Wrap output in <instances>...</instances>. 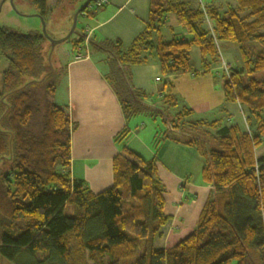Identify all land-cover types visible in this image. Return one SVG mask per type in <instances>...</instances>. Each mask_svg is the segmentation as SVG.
Wrapping results in <instances>:
<instances>
[{"label": "trees", "instance_id": "1", "mask_svg": "<svg viewBox=\"0 0 264 264\" xmlns=\"http://www.w3.org/2000/svg\"><path fill=\"white\" fill-rule=\"evenodd\" d=\"M65 1L56 0L54 9ZM29 2L45 22L52 16L48 0ZM88 9L80 18L90 15ZM170 15L184 34L166 41ZM67 42L76 57L99 58L119 99L126 126L116 143L127 141L134 118L161 119L167 129L156 134L155 154L166 141L195 149L205 161L201 180L212 190L194 230L156 250L154 241L170 220L157 158L146 161L123 147L113 160V185L98 194L72 178L76 124L69 106L55 101L66 68L50 61L43 32L0 26V52L8 63L0 75V263L107 264L109 258L108 264H120L141 252L132 264H264V157L256 154L264 145V0H235L223 9L150 0L146 28L131 45L84 30ZM222 43L237 46L243 61L242 68L224 73L223 92L227 103L248 109V131L196 119L172 94L171 77L200 74L191 63L192 48L199 49L201 70L209 72L222 63ZM152 61L163 78L158 101L133 84L132 68Z\"/></svg>", "mask_w": 264, "mask_h": 264}, {"label": "crops", "instance_id": "2", "mask_svg": "<svg viewBox=\"0 0 264 264\" xmlns=\"http://www.w3.org/2000/svg\"><path fill=\"white\" fill-rule=\"evenodd\" d=\"M187 1H191L193 5L200 3L205 7L215 6L221 9L229 5L228 0ZM50 2L48 0V8L52 10ZM98 3L93 13L81 17L87 23L84 25V32L98 34L105 39H118L129 46L145 30L149 20L150 0H99ZM55 4L56 0L53 8ZM30 15L38 18L36 12ZM170 16L163 28V34L164 29L167 31L166 37L164 35L166 41L172 40L177 34H184L181 27L168 22ZM69 56L56 102L69 106L71 120L76 124L72 133V178L85 181L98 194L113 185V160L123 147L146 161L156 157L158 175L165 187V213L170 220L160 230L154 241V248L167 250L175 246L194 230L211 193L212 187L201 180L204 159L195 149L170 141L163 142L155 154L152 144L158 127L146 134L142 131L144 129L141 130L138 126L131 128L129 125L131 134L127 141L124 144L116 143L115 137L126 126V121L118 97L104 78L103 67L91 55L82 59H76V54ZM223 60L219 67L209 72L201 70V64L198 76L188 73L171 77L174 85L172 94L194 111L196 119L209 122L224 120L248 131V109L238 103L225 101L222 64H227L229 68L234 64L224 58ZM132 75L134 86L158 101L162 82L157 79L163 80L158 62L135 66L132 68ZM256 154L264 157V145Z\"/></svg>", "mask_w": 264, "mask_h": 264}, {"label": "rangeland", "instance_id": "3", "mask_svg": "<svg viewBox=\"0 0 264 264\" xmlns=\"http://www.w3.org/2000/svg\"><path fill=\"white\" fill-rule=\"evenodd\" d=\"M3 1L4 0H0V26L11 28L12 30H16V31L23 32V33H28L30 31L43 32V23L41 19L32 17V15H30L33 12H35V8L29 2V0H15L13 3L10 0H7L4 3ZM84 1L86 0H79L77 3L74 4V0H67L59 8L54 9L52 5L54 4L55 0H51L50 8L54 9V11L52 13V16L50 15L48 17V20L46 21V32L51 39L61 40L62 38L66 36L68 29L71 26V22H70V18L68 19L64 17L70 16V14L72 13V9L73 10L79 9L81 4ZM228 1H229V5L231 6L235 4V0H228ZM98 2L99 0L92 1L90 6L88 7L89 8L88 11L90 13H93V11L96 10ZM168 22L170 23L174 22V24L177 26L174 16H170ZM84 25H87V23L84 22V19L83 18L79 19L76 30H78V32H80L81 30H84ZM166 32L167 31L164 29L165 37H166ZM221 45H222V50H221L222 61H224L223 60L224 58L229 63L233 62L234 66L232 67H235L238 69L242 68L243 61H242L240 52L238 50V47L231 43H222ZM252 49L255 52H259L261 50V47L259 45H253ZM72 52H73V46L70 42H64V43L58 44L54 52L51 55L50 61L52 62V58H53L55 63H57V66L65 68V65L70 59L69 54H71ZM190 57H191V63L194 69L199 70L201 68V56H200L199 49L197 47L192 48L190 52ZM96 60L98 61L99 58H97ZM222 66L224 67V63L222 64ZM7 67H8V63L6 59L0 55V75L3 73V71ZM224 73H223V76L225 75ZM261 77L262 76H257V78H261ZM219 80L222 83L223 80L221 77ZM62 82H63V77L59 79L57 91L61 90ZM59 95H60V92H59ZM55 101H56V95H55ZM129 125L131 128L138 126L139 129L141 130L144 129L142 131H144L146 134L152 132V129L156 127L159 128L158 132H165L167 129L166 125L163 124L161 119H158L157 121H153L152 119L146 116H138L137 118H134L129 123ZM257 155H258L257 157L260 158V155L259 154ZM66 215L68 216L72 215V212L70 209L66 211ZM140 255H141V252L138 253L134 258L129 259V260H124L120 264H132L133 262H135V260H137V258H139ZM106 263L107 264L109 263V258H106ZM0 264H12V263L6 260H2Z\"/></svg>", "mask_w": 264, "mask_h": 264}, {"label": "water", "instance_id": "4", "mask_svg": "<svg viewBox=\"0 0 264 264\" xmlns=\"http://www.w3.org/2000/svg\"><path fill=\"white\" fill-rule=\"evenodd\" d=\"M5 1H6V0H4L3 3H4ZM10 1L13 3L12 0H10ZM92 1H93V0H86L85 3H84L79 9H77V11L75 12V14H74V16H73V23H72V27H71L70 31H69L68 34H67L64 38H62L61 40H53V39H51V38L48 36L47 32H46V22H45V20H44L43 18H41L40 15H38V14L36 15L38 18L41 19V21H42V23H43V34L47 37V39H48L49 42H50L51 49H50L49 59L51 58V55H52V53L54 52V50H55V48H56V46H57L58 44H61V43L67 42V41L73 36V34H74L75 31H76V28H77V25H78V20H79L80 15L88 9V7H89L90 4L92 3ZM3 3H2V4H3Z\"/></svg>", "mask_w": 264, "mask_h": 264}, {"label": "built area", "instance_id": "5", "mask_svg": "<svg viewBox=\"0 0 264 264\" xmlns=\"http://www.w3.org/2000/svg\"><path fill=\"white\" fill-rule=\"evenodd\" d=\"M98 5H99V3H98ZM87 57H88V56H87ZM82 58H85V56H82V55H81V56H77V57H76V59H82ZM228 70H229V69H228V66H226V64H224V71H225V73L228 74ZM157 80L160 81V78H158Z\"/></svg>", "mask_w": 264, "mask_h": 264}]
</instances>
